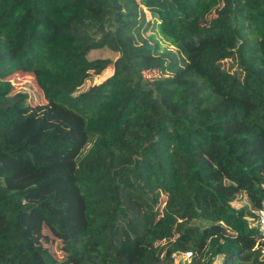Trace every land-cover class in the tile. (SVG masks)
<instances>
[{
	"label": "trees",
	"instance_id": "trees-1",
	"mask_svg": "<svg viewBox=\"0 0 264 264\" xmlns=\"http://www.w3.org/2000/svg\"><path fill=\"white\" fill-rule=\"evenodd\" d=\"M263 200L264 0H0V264H264Z\"/></svg>",
	"mask_w": 264,
	"mask_h": 264
},
{
	"label": "rangeland",
	"instance_id": "rangeland-1",
	"mask_svg": "<svg viewBox=\"0 0 264 264\" xmlns=\"http://www.w3.org/2000/svg\"><path fill=\"white\" fill-rule=\"evenodd\" d=\"M146 16L148 14L146 13ZM156 34V33H154ZM159 44L162 48L175 50L173 45L167 41L160 39L158 35H155ZM90 58H107L113 60L115 57V52L111 51L109 46L99 48L98 50L92 51L90 53ZM230 60L225 59L222 61L223 67H227L230 64ZM109 70L106 69L100 76H89L82 85L79 87V91L85 90L87 87L99 82L101 79L109 75ZM170 73V70H165L164 74L160 71L153 72L152 74H147V77L151 80L158 79L159 77H164ZM10 81L14 90L26 91L32 98V102H43V96L40 89L37 87L33 76L30 73L25 72H15L7 77ZM161 199V204H163V197ZM245 203V198L240 197L239 199L231 203L232 206L238 207ZM35 230L39 233V242L46 247L56 258H61L64 256V248L61 240L55 238L51 235L48 229L42 224L39 219H36L29 224H26L25 233L27 236L35 235ZM183 262L181 254L177 253L173 255V264H181ZM212 264H220V257H215Z\"/></svg>",
	"mask_w": 264,
	"mask_h": 264
},
{
	"label": "built area",
	"instance_id": "built-area-1",
	"mask_svg": "<svg viewBox=\"0 0 264 264\" xmlns=\"http://www.w3.org/2000/svg\"><path fill=\"white\" fill-rule=\"evenodd\" d=\"M257 214V226L259 232L264 234V200L261 202L260 207L256 211ZM188 255V253H186Z\"/></svg>",
	"mask_w": 264,
	"mask_h": 264
}]
</instances>
